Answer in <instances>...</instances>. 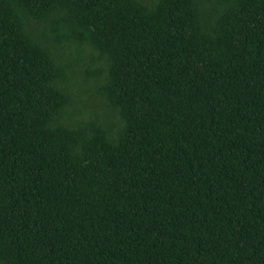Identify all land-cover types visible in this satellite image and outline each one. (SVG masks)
Listing matches in <instances>:
<instances>
[{
  "label": "trees",
  "instance_id": "16d2710c",
  "mask_svg": "<svg viewBox=\"0 0 264 264\" xmlns=\"http://www.w3.org/2000/svg\"><path fill=\"white\" fill-rule=\"evenodd\" d=\"M0 264H264V0H0Z\"/></svg>",
  "mask_w": 264,
  "mask_h": 264
}]
</instances>
